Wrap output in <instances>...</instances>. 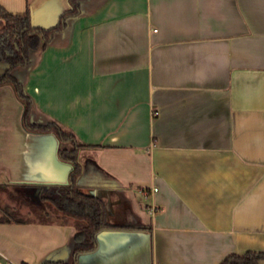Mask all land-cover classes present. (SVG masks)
Returning <instances> with one entry per match:
<instances>
[{"label":"crops","instance_id":"1","mask_svg":"<svg viewBox=\"0 0 264 264\" xmlns=\"http://www.w3.org/2000/svg\"><path fill=\"white\" fill-rule=\"evenodd\" d=\"M0 6L47 28L68 0ZM30 60L13 75L32 120L95 146L78 151V185L111 227L74 256L72 218L17 207L25 186L37 198L65 184L71 164L53 133L25 129L23 104L2 84L0 264H219L264 252V0H80Z\"/></svg>","mask_w":264,"mask_h":264},{"label":"trees","instance_id":"2","mask_svg":"<svg viewBox=\"0 0 264 264\" xmlns=\"http://www.w3.org/2000/svg\"><path fill=\"white\" fill-rule=\"evenodd\" d=\"M79 13L80 0H68V8L60 14L57 24L43 28L31 24L28 10L22 13H11L0 6V63L6 65V68L0 73V85L10 84L17 98L23 104L22 118L25 129L31 132L53 133L61 144L58 149L59 159L71 164L68 183L46 186L44 192L37 198L30 193V186H25L23 189L24 200L31 203L32 207L47 203L63 218L74 220L75 233L72 244L74 256L93 250L96 245V233L111 227L105 218L103 202L92 193L82 191L78 185L82 171L78 160V151L82 148L95 146L80 143L69 130L54 121L34 122L31 117L32 101L24 91L23 82L13 75V71L19 67L30 66V53L35 50H43L56 33L65 29L69 19L76 17ZM65 142H70L71 147H63L62 144ZM260 259H264V252L247 251L242 255L231 254L219 264H257ZM42 264H74V261L67 262L64 259H56L44 261Z\"/></svg>","mask_w":264,"mask_h":264},{"label":"rangeland","instance_id":"3","mask_svg":"<svg viewBox=\"0 0 264 264\" xmlns=\"http://www.w3.org/2000/svg\"><path fill=\"white\" fill-rule=\"evenodd\" d=\"M23 206V209L24 211L26 212V215L24 216H27L28 218H31V219H48V218H55L56 216V211H54V208L45 203L43 205H40L41 207H39L38 209L35 207H32L33 205H31V203H24V202H20V204L18 203L17 204V207L18 208H21ZM19 210V209H18ZM45 210H48L49 213L46 214V211ZM12 216H19V214L17 213H11Z\"/></svg>","mask_w":264,"mask_h":264},{"label":"built area","instance_id":"4","mask_svg":"<svg viewBox=\"0 0 264 264\" xmlns=\"http://www.w3.org/2000/svg\"><path fill=\"white\" fill-rule=\"evenodd\" d=\"M154 190H155V189H154ZM154 210H155V209L151 207V208H149V210H148V211H149V213H153V212H154Z\"/></svg>","mask_w":264,"mask_h":264},{"label":"water","instance_id":"5","mask_svg":"<svg viewBox=\"0 0 264 264\" xmlns=\"http://www.w3.org/2000/svg\"><path fill=\"white\" fill-rule=\"evenodd\" d=\"M31 24H32L33 26H35V25L33 24V21H32V19H31ZM66 183H68V181H67ZM66 183H65V184H66ZM92 195H94V196H95V192H94V194L92 193Z\"/></svg>","mask_w":264,"mask_h":264}]
</instances>
